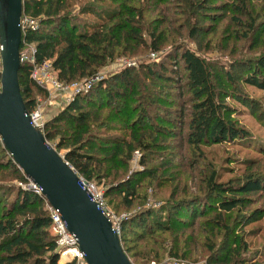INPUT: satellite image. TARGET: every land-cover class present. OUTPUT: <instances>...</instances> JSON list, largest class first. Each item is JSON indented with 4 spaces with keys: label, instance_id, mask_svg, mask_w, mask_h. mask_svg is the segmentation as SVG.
<instances>
[{
    "label": "trees",
    "instance_id": "16d2710c",
    "mask_svg": "<svg viewBox=\"0 0 264 264\" xmlns=\"http://www.w3.org/2000/svg\"><path fill=\"white\" fill-rule=\"evenodd\" d=\"M179 1L185 4V15L191 14L195 6L204 7L201 0ZM163 2L23 0L24 14L39 21V28L28 31L25 40L35 45L36 62L51 61L62 82L92 80L119 57H134L145 53V49L158 54L154 62L142 63L138 68L126 66L93 84L88 92L76 95L46 122L43 132L50 143L56 142L57 151L66 147V160L85 181L107 180L105 198L117 195V207L126 211L146 202V196L137 192L146 178L177 182L169 205L143 209L122 221L120 238L129 257L145 262L159 260L160 251L168 247L169 255L189 259V240L199 229L211 254L210 261L216 258L220 245L229 244L226 258L213 263L243 264L239 257L248 249L245 227L262 219L264 210L255 208L235 217L232 214L244 213L256 203L252 194L264 195V177L250 176L241 184H233L217 181L213 170L198 191H187L185 187L179 196L183 175L174 177L173 171L183 167L177 157L178 147L186 145L202 154L205 145L251 137V132L235 118L236 109L227 103L228 98H237L233 90L236 80L232 72L224 75L215 64L179 42L184 36L183 26H171L172 18L161 6ZM155 10L159 15L149 19L146 14ZM85 14L95 16L97 21L83 22L81 16ZM261 27L252 20L250 28L256 37L262 33ZM197 32L198 26L191 24L187 36L195 38ZM257 39L253 47L258 46ZM250 66L249 73L240 80L264 89V55ZM33 67L22 63L19 71L29 112L37 105L36 93L47 92L32 78ZM167 89L173 94H167ZM186 94L190 106L184 100H168L174 96L181 101ZM158 107L164 109L162 114ZM174 114L179 122L168 117ZM178 123L182 128L179 131ZM177 138L181 143H175ZM137 151L142 152L140 163L144 169L125 178ZM0 155V181L11 175L27 182L2 140ZM153 160L159 162L150 166ZM50 226L51 217L41 195L18 184L8 189L0 185V264H61ZM189 230L192 232L186 236ZM220 235L223 238L217 245L215 239ZM134 241H143V248L131 246Z\"/></svg>",
    "mask_w": 264,
    "mask_h": 264
},
{
    "label": "rangeland",
    "instance_id": "374dc122",
    "mask_svg": "<svg viewBox=\"0 0 264 264\" xmlns=\"http://www.w3.org/2000/svg\"><path fill=\"white\" fill-rule=\"evenodd\" d=\"M193 1L195 0H190L189 2ZM201 1L203 3L201 6L204 7L195 6L191 8V14L187 13L186 15L184 14L185 4L181 3L179 0H165L161 6L170 12L169 17L172 18V27L179 28L183 26L182 34L184 36L179 42L184 43L185 46L191 48L215 64L224 75L227 72L233 73V77L236 80L233 90H235L237 98H228L227 103L236 109L237 115L235 118L238 120L240 126L246 127L251 132V137L241 141L205 145L202 147V154L198 153V151H193L186 145L183 149L178 147L176 153L180 152V155H177V157L183 167L175 168L173 171L176 172L174 177L180 174L183 175L177 193L179 196H182L185 187L187 191H198L199 187L202 186L204 182V178L213 170H216L217 181L232 182L233 184H241L249 179L250 176L264 177V89L248 85L240 80L249 73L251 63L264 55V0ZM105 4L108 5L109 3L105 2ZM109 5L111 6L112 4ZM158 15L159 13L156 10L152 13L149 11L146 14L149 19L156 18ZM81 19L85 23L97 21L95 16L89 14L82 15ZM253 19L258 22V26H263L261 27L262 33L259 37H256L255 33H253L250 28ZM191 24L198 26V32L195 38L187 36ZM256 38H258L256 42L258 46L253 47ZM167 49L170 50L171 45ZM24 50H28V48ZM144 52L145 53H139L134 57H119L101 70L99 73L101 78L94 79L95 81L93 84L95 85L102 78L108 77L126 66L138 68L142 63H152L156 58L158 59V54H150L147 49H145ZM159 55V57H161L162 52ZM167 92L169 95L173 94L172 90L167 89ZM72 96V92L66 94H50L48 91L36 93L37 105L31 113L38 112V121L46 124L48 120L66 108ZM188 96L189 94H186L184 97L185 99H181V101L174 96H169L168 100L177 103H181L184 100V103L190 106V97ZM154 108L156 109V106ZM167 110L168 108L165 112L166 115ZM158 111L162 114L164 109L160 108ZM168 117L171 120L179 122L178 116L175 114L168 115ZM176 129L177 131L182 129L180 123H178ZM184 130L186 131V129ZM178 142L181 143L180 138L175 140V143ZM50 144L56 147V142H51ZM58 151L65 156L67 149L65 147L58 149ZM141 153L142 152L139 151L135 152L134 159L130 162V171L125 178H128V175L134 172H139L144 169V166L140 163L142 157ZM0 159H2V157H0ZM158 162L157 160H153L149 164L153 166ZM201 175H203V177ZM163 182L165 183L164 180H159L157 177L146 178L137 189V192H139L141 197L146 196L145 198H147V200L132 211H126L122 209V207H117L118 204L116 202L119 200L117 195L105 198V192L109 184L107 180L92 182V186L94 192L101 196L104 208L109 213L112 221L120 228L119 235H121L122 221L133 213L146 208H160L162 205H169L167 202H169V198L177 182L169 179L164 185H159ZM20 183L23 184L11 175L6 176L4 180L0 181V185L4 186L5 189L15 185L17 186V184L20 186ZM10 194L11 192L8 193V196ZM251 196L256 203L249 206L244 213L234 212L232 214L233 217L245 213L248 214L255 208L264 210V195L259 197L257 194H252ZM162 212L166 214V211ZM245 231L247 233L245 239L248 244V249L241 254L239 259L241 258L244 260L243 264H256L255 262L261 259L262 264H264V216L262 219L247 225ZM190 232H192V230H189L186 236ZM192 234L194 237L189 240L188 246L191 248V251L186 252L187 255L190 254L187 256L189 259H178L173 255H169L168 247L160 251V256L162 257L159 260L145 262V260L141 258L133 259L131 256L128 257L130 260L132 259L131 262L134 264H214V260L221 261L226 258L229 244L223 245L224 247L220 245L216 258L210 261L211 254L205 248L206 241L204 240V236L199 233V229L193 231ZM222 238L221 235L216 236L215 240L217 245L220 244ZM143 243V241H139L138 243L134 241L130 244L131 246L137 244V246L143 248L141 246ZM235 256H237V254L233 255V257ZM62 260L63 258H60L59 263H61Z\"/></svg>",
    "mask_w": 264,
    "mask_h": 264
},
{
    "label": "water",
    "instance_id": "95a60500",
    "mask_svg": "<svg viewBox=\"0 0 264 264\" xmlns=\"http://www.w3.org/2000/svg\"><path fill=\"white\" fill-rule=\"evenodd\" d=\"M23 0H0V138L27 179L58 208L89 264H133L110 217L81 176L33 123L20 82ZM34 191V190H32Z\"/></svg>",
    "mask_w": 264,
    "mask_h": 264
},
{
    "label": "built area",
    "instance_id": "2783aa9c",
    "mask_svg": "<svg viewBox=\"0 0 264 264\" xmlns=\"http://www.w3.org/2000/svg\"><path fill=\"white\" fill-rule=\"evenodd\" d=\"M21 30L23 33V44L21 48V61L22 63H31L34 65L32 71V78L40 85H42L50 94L72 92L73 96L69 101L73 100L76 95L88 92L94 83V79L101 78L100 74L96 75L92 80L82 82L65 83L62 82L58 77V72L54 69L51 61H44L37 63L35 60L36 47L32 43H28L25 40V36L28 31L36 30L39 28V21L23 13L21 22ZM26 47V48H25ZM2 48L0 44V74L2 72ZM28 50H24L27 49ZM81 84V85H80ZM1 88V83H0ZM31 119L34 124L44 126V123H40L37 119L39 116L38 112H29ZM20 168V167H19ZM21 169V168H20ZM22 170V169H21ZM23 172V171H22ZM24 174V172H23ZM25 175V174H24ZM82 182L85 188L92 194L93 198L98 202L99 206L104 212L110 217L109 213L104 208L102 198L100 195L94 192L92 183H89L82 178ZM20 183V186L25 190H34L33 192L41 195L46 202V207L51 217L50 231L56 237L60 258H63L61 264H89L85 259V253L80 249L78 244V238L75 234L71 233L67 228L66 222L63 220L60 210L53 205L43 196L41 188L31 180ZM111 219V217H110ZM112 221V219H111ZM113 222V221H112ZM115 230L119 233L120 228L117 227L113 222ZM134 264V263H133Z\"/></svg>",
    "mask_w": 264,
    "mask_h": 264
}]
</instances>
